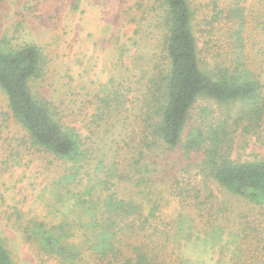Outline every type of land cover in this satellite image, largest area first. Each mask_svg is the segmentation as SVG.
Returning a JSON list of instances; mask_svg holds the SVG:
<instances>
[{
    "label": "rangeland",
    "instance_id": "374dc122",
    "mask_svg": "<svg viewBox=\"0 0 264 264\" xmlns=\"http://www.w3.org/2000/svg\"><path fill=\"white\" fill-rule=\"evenodd\" d=\"M189 2L202 60L225 67L241 55L264 87V0ZM160 13L159 0L2 1L0 48H41L46 63L31 90L79 133L83 150L76 161L35 145L0 87V240L15 264H68L41 248L36 224L74 239L93 230L85 204L111 193L155 216L146 230L129 221L116 255L87 249L79 264H124L136 247L150 264H264V204L207 177L182 146L154 142L145 86L167 64ZM227 109L200 99L183 139L194 123L227 121L231 157L264 159V126L238 124Z\"/></svg>",
    "mask_w": 264,
    "mask_h": 264
},
{
    "label": "trees",
    "instance_id": "16d2710c",
    "mask_svg": "<svg viewBox=\"0 0 264 264\" xmlns=\"http://www.w3.org/2000/svg\"><path fill=\"white\" fill-rule=\"evenodd\" d=\"M159 1L167 64L160 67L157 74H152L145 86L150 106L147 122L154 142L171 149L182 146L186 157L198 158L196 163L207 177L233 194L264 204V159L236 161L231 157L233 145L227 121L210 124L208 129L205 124L194 123L183 139L200 99L227 107L230 116L234 110L237 123L247 122V128L264 126L262 82L241 62V55L232 58L231 64L225 67L206 64L200 56L189 0ZM240 48H244L242 42ZM45 63L42 50L36 44L28 43L11 50L0 48V87L6 93L14 117L28 131L35 145L57 157L79 161L83 155L79 133L66 129L47 101L38 99L31 90V80L42 75ZM207 109L204 107L202 111L206 113ZM144 183L143 178L138 182L139 185ZM85 209L90 212L88 225L93 230L74 239L69 229L62 226L50 229L44 223L36 224L33 236L41 248L68 264L83 261L87 249L101 257L116 255L120 251L121 232L129 221L142 222L146 230L151 217L155 216L153 211L145 215L142 203L134 198H117L114 193L104 197L101 203L90 200ZM153 209H157V205ZM0 264H15L1 240ZM124 264H150V259L147 252L136 247V254L126 257Z\"/></svg>",
    "mask_w": 264,
    "mask_h": 264
}]
</instances>
